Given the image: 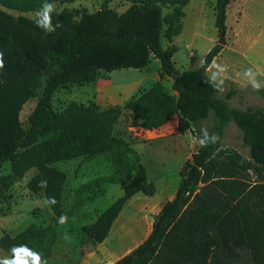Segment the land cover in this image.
Wrapping results in <instances>:
<instances>
[{
    "label": "trees",
    "instance_id": "trees-1",
    "mask_svg": "<svg viewBox=\"0 0 264 264\" xmlns=\"http://www.w3.org/2000/svg\"><path fill=\"white\" fill-rule=\"evenodd\" d=\"M78 0H0V168L9 162L12 176L37 169L27 183L43 193L54 213L49 228L29 226L25 231L0 237L10 253L25 248L50 254L42 243L56 235V226L74 213L64 206L68 176L55 163L78 157L111 154L114 172L82 185L85 193L106 183H126L124 193L93 222L82 226L91 240L101 243L126 203L142 192L154 195L157 186L145 166L128 158L131 135L118 129L121 116L131 112L133 123L152 130L178 115V131L204 133L214 142L199 143L180 170L175 195L154 215L147 238L114 264H264V106L241 108L230 100L239 92L213 79L208 69L223 49L215 44L197 68L178 71L175 44L164 46L183 28L190 0H123L124 11L101 0L95 11L62 8L40 13L45 4ZM232 0H216V27L227 31V10ZM10 10L17 11L13 13ZM161 63L159 80L126 104L101 109L96 104L70 103L64 110L53 106L60 87L96 81L102 73L123 68L142 69L152 59ZM193 60V58H192ZM172 79L169 92L163 78ZM45 83L25 127L24 105ZM264 97V87L257 88ZM211 120L209 130L201 128ZM234 122L242 132L249 157L224 148L225 130ZM1 190V187H0ZM2 195L0 191V196ZM53 243V242H52ZM31 264V257L23 256Z\"/></svg>",
    "mask_w": 264,
    "mask_h": 264
},
{
    "label": "rangeland",
    "instance_id": "rangeland-1",
    "mask_svg": "<svg viewBox=\"0 0 264 264\" xmlns=\"http://www.w3.org/2000/svg\"><path fill=\"white\" fill-rule=\"evenodd\" d=\"M100 6L101 0H78L66 4L54 3L51 10L77 8L95 11ZM111 6L121 12L127 8L123 0H114ZM215 6L216 0H190L185 7L181 33L171 41L164 39V46L175 44L178 47L174 55L178 71L199 67L209 50L219 43L221 33L215 24ZM47 11L45 8L27 15L35 17ZM226 25L225 44H222L223 49L208 73L223 84L226 91L232 87L238 89L239 92L230 100L232 106L262 107L264 97L253 84L264 87V0H232L227 10ZM158 71H161L160 60L153 58L149 68H123L102 73L91 83L67 84L56 91L53 106L62 111L70 103L76 102L96 104L101 109L118 107L126 112L130 99L139 96L160 79L154 78ZM148 73L149 77L146 78ZM44 83L45 77L36 96L21 111V121L25 127ZM163 83L169 92H174L169 76L163 78ZM178 118V115H174L166 124L152 130L134 124L130 111L119 119L118 129L126 132L127 136L131 135V138L128 136L132 149L128 153L129 160L146 167L149 179L157 186V192L152 196L142 192L134 195L101 243L87 237L82 226L93 222L120 197L126 183H106L85 193L78 190L93 179L114 172L111 154L78 157L54 164L68 176L64 206L72 208L74 213L56 226L54 239L51 234L43 239L42 245L50 250V254L40 264H114L147 238L154 215L167 200L174 197L181 181L180 170L199 147L194 131H178ZM210 124L211 120L207 119L200 126L209 130ZM222 143L224 148L235 149L249 157V148L244 145L242 132L234 122H230L226 128ZM36 172L37 169L31 168L21 177H16L12 176L9 162L0 168V237L4 232L16 235L29 226L49 228L54 223L55 216L45 195L28 189L27 183ZM154 201L158 203L149 207ZM0 257L10 258V253L0 247Z\"/></svg>",
    "mask_w": 264,
    "mask_h": 264
},
{
    "label": "clouds",
    "instance_id": "clouds-1",
    "mask_svg": "<svg viewBox=\"0 0 264 264\" xmlns=\"http://www.w3.org/2000/svg\"><path fill=\"white\" fill-rule=\"evenodd\" d=\"M45 8L50 11L51 5L45 4ZM253 87L259 88L260 85L254 83ZM215 139H216L215 136L210 138L207 135V133H204L202 137L199 139V143L203 147V146H206V144L209 142H214ZM12 251H13V259H10V260L5 259L3 261H0V264H29V260L22 258L23 256L31 257V264H40L39 255L31 252L30 250H27L21 247V248H13Z\"/></svg>",
    "mask_w": 264,
    "mask_h": 264
},
{
    "label": "water",
    "instance_id": "water-1",
    "mask_svg": "<svg viewBox=\"0 0 264 264\" xmlns=\"http://www.w3.org/2000/svg\"><path fill=\"white\" fill-rule=\"evenodd\" d=\"M225 36H226V32L222 31L221 32V37L219 39V44H225Z\"/></svg>",
    "mask_w": 264,
    "mask_h": 264
},
{
    "label": "crops",
    "instance_id": "crops-1",
    "mask_svg": "<svg viewBox=\"0 0 264 264\" xmlns=\"http://www.w3.org/2000/svg\"><path fill=\"white\" fill-rule=\"evenodd\" d=\"M148 68H149V67H148ZM142 69H143V68H142ZM159 74H160V71H158L157 76H154V78H155V77H156V78L159 77ZM145 77L148 78V77H149V73H148V75H145ZM156 78H155V79H156ZM170 199H171V198H170ZM157 203H158L157 201H154L152 204L150 203L151 205H150L149 207H153V206L156 205Z\"/></svg>",
    "mask_w": 264,
    "mask_h": 264
},
{
    "label": "bare ground",
    "instance_id": "bare-ground-1",
    "mask_svg": "<svg viewBox=\"0 0 264 264\" xmlns=\"http://www.w3.org/2000/svg\"><path fill=\"white\" fill-rule=\"evenodd\" d=\"M130 225V224H129ZM142 225V224H141ZM145 229V228H144ZM129 231V230H128ZM141 236V235H140Z\"/></svg>",
    "mask_w": 264,
    "mask_h": 264
}]
</instances>
